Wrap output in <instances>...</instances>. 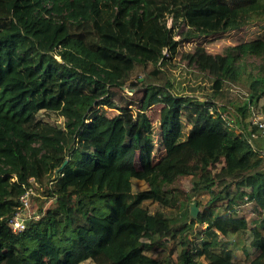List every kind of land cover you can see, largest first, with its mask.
<instances>
[{"label": "trees", "instance_id": "obj_1", "mask_svg": "<svg viewBox=\"0 0 264 264\" xmlns=\"http://www.w3.org/2000/svg\"><path fill=\"white\" fill-rule=\"evenodd\" d=\"M244 75L239 116L215 99ZM262 98L264 0H0V264H264V132L237 126Z\"/></svg>", "mask_w": 264, "mask_h": 264}, {"label": "rangeland", "instance_id": "obj_2", "mask_svg": "<svg viewBox=\"0 0 264 264\" xmlns=\"http://www.w3.org/2000/svg\"><path fill=\"white\" fill-rule=\"evenodd\" d=\"M181 52L182 54L179 57L180 61L182 62V64L188 67L198 68L197 66L201 64L200 61L210 62L211 63L210 69L211 68L217 69L220 65L218 59H216L215 57L213 58L209 57V54L214 55L215 53L216 54L219 53L220 52L219 49H213V48H207V47L196 48L192 44H189L183 47ZM261 61H262L261 57L256 56V55H245V56H239L237 58V62L240 64V66H242V68L246 72L245 75L256 74L259 69V64L261 63ZM245 75L243 76L242 80L239 82H234V81L229 82L228 89H227V95L225 96L224 99H215V101L219 102L218 104H220L221 106H225L233 114L235 113L238 115L240 112L237 108V104L245 100L248 101L249 99V95H248L249 88H248V82H247L248 77L245 78ZM140 80H144V76H142ZM125 90L128 94L131 95L132 90L135 91L136 87H133V88L125 87ZM263 103H264V98H262L258 103L251 104L252 108L250 110H253V111L251 113L250 111L249 112L247 111L248 114L246 116V120H244L243 122L237 123V126L239 125L247 126L249 124L247 127L250 128L251 126L256 124L255 122L256 120H260L261 118H264V110L262 108ZM230 117L232 118V116ZM238 120L239 119H237V122ZM231 121L236 122L235 119ZM134 182H135L134 183L135 189H146L149 187L148 183H146L144 180L135 179ZM172 187L188 190L191 187V178L187 176L179 177L173 184L167 186L166 188L171 189ZM38 196L44 197L40 193H38ZM196 198H197V195L196 196L194 195L192 200L197 201ZM31 200L34 201L35 199L33 200L31 198ZM182 201H184V198H181V202ZM191 201H189L188 205L190 204ZM32 204H33V208L31 209L32 212H38V210L40 211L39 204L37 205V202L36 203L32 202ZM145 204L149 206L151 209H156L158 207H161V204L159 202H153L151 200L145 201ZM176 205L178 206L179 203L178 202L174 203L172 208L176 207ZM44 206H47V203ZM199 208L201 210L202 206H199ZM201 225L202 223H198L199 227ZM251 239H252V235L250 231H244L243 233L238 234L233 238L232 248L236 256H238L241 259H246L248 254L255 255L257 253V249L253 248L250 245ZM81 264H95V263L92 262L91 260H86V261H83Z\"/></svg>", "mask_w": 264, "mask_h": 264}, {"label": "built area", "instance_id": "obj_3", "mask_svg": "<svg viewBox=\"0 0 264 264\" xmlns=\"http://www.w3.org/2000/svg\"><path fill=\"white\" fill-rule=\"evenodd\" d=\"M257 122L263 129L264 132V118H261L260 120H256ZM60 172L59 170L56 172L58 175ZM21 201L24 204L23 209L20 211L16 212L10 219H9V224L10 226L15 230V231H21L26 228L27 221L31 218H40L42 213L38 210V212H32L33 204L32 200L30 197L29 192H26L21 196Z\"/></svg>", "mask_w": 264, "mask_h": 264}, {"label": "water", "instance_id": "obj_4", "mask_svg": "<svg viewBox=\"0 0 264 264\" xmlns=\"http://www.w3.org/2000/svg\"><path fill=\"white\" fill-rule=\"evenodd\" d=\"M68 160H65L63 163V166L67 163ZM200 208L199 205H197L196 200H192L189 204V217L190 219L196 218L199 214Z\"/></svg>", "mask_w": 264, "mask_h": 264}]
</instances>
